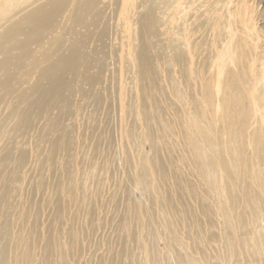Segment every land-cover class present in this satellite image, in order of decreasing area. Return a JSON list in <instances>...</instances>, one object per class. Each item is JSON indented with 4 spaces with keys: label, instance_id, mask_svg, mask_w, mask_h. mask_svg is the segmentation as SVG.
Wrapping results in <instances>:
<instances>
[{
    "label": "rangeland",
    "instance_id": "1",
    "mask_svg": "<svg viewBox=\"0 0 264 264\" xmlns=\"http://www.w3.org/2000/svg\"><path fill=\"white\" fill-rule=\"evenodd\" d=\"M141 2L101 0V23L91 28L84 50L92 54L99 46L97 55L105 64L93 87L77 84L76 92L68 96V108L49 109L46 114L40 111L31 126L15 133L6 132L14 120L12 103L7 98L0 103V119H5L0 134V176L11 175L16 169L20 178L0 218V226L5 219L8 227L7 238L0 236L5 264H22L18 260L22 246L15 242L30 230L34 237L27 264H176L177 254L194 257L196 264H264L260 256L264 243L259 241L264 237V218L241 225L239 231L245 233V240L238 244V262L226 257L218 260L214 248L201 240L202 232L192 221L199 220L203 235L209 222L218 223L215 197L192 167L191 150L182 135L196 129L192 114L210 116L203 95L212 90L216 69L223 68L219 36L225 37L221 44H225V56L234 65L232 81L239 92L244 90L240 94L251 116L254 114L251 127L257 118L255 125L264 128L263 119L254 111L257 91H261L257 104L264 109V77L260 78L264 73V39L251 29L253 16L256 28L264 31L261 4L258 7L250 0H190L178 14L169 16L166 10L165 14L157 13L159 40L173 45L170 49L183 51L187 65L156 66L155 89L139 79L137 62L132 58L139 49L138 30L132 23L136 14H132ZM248 5H253L255 12ZM196 23L209 30L195 33L192 27ZM102 24L106 31L100 41ZM76 29L83 32L80 27ZM26 86L20 88L25 90ZM48 115L58 120L68 145L53 160L46 157L48 143L39 139L48 132ZM204 120L210 118L205 116ZM163 122L170 128L166 129ZM214 125L217 128L219 123ZM7 152L8 160L3 163ZM20 156L25 162L15 168ZM245 163L246 171L230 190L235 194L239 187L248 186L261 200L264 213V156L258 161L247 150ZM158 167L169 172L167 178L160 176ZM176 178L196 188V200L175 187ZM59 184L72 185L73 197L67 198ZM159 193L172 202L171 216L165 212ZM201 205L210 207L207 216L202 214ZM23 209L24 220L19 216ZM234 209L245 220L250 212L258 213L252 202Z\"/></svg>",
    "mask_w": 264,
    "mask_h": 264
},
{
    "label": "bare ground",
    "instance_id": "2",
    "mask_svg": "<svg viewBox=\"0 0 264 264\" xmlns=\"http://www.w3.org/2000/svg\"><path fill=\"white\" fill-rule=\"evenodd\" d=\"M188 1L190 0H142V4H137L136 11L132 14L133 16L136 14V20L133 18L132 23L138 30L136 40L139 42V49L137 53H132V58L137 62L139 79L146 81L151 88L157 89L154 87L156 66L161 67L165 64L166 67L177 65L184 68L187 65V58L183 51L177 48L175 50V47L170 49L171 44L166 45L160 41L161 38L159 40L161 32L159 31L160 20L157 13L165 14L163 12L166 10V12L169 11V16L171 13L178 14L187 8V3H190ZM193 1L191 0V2ZM250 1L258 7L261 4V14L264 13V4H262L264 0ZM209 3L211 2L209 1ZM100 4L101 0H0V103L6 98L11 101L10 108H12L14 118L6 132L19 133L25 127L31 126L33 117L41 114L40 111L46 114L49 109L68 108V96L76 92L78 83L89 88L98 83L100 71L105 64L102 57L97 55L100 47L97 46L96 49H93L92 54L84 50V47L90 38L91 28L101 23ZM248 6L251 12H255L253 5ZM251 18L252 31L257 35L260 32V36L264 39V31L257 29L254 17ZM76 27H80L83 32L78 31ZM101 27L100 41L103 40L102 37L106 31L103 24ZM192 28L195 33L202 32V29L205 32L209 30V28H204L203 23H196ZM224 39L225 37L219 36L220 51L223 52L220 58L223 61V68L216 69V80L212 90L206 88L203 95L205 102L209 105L206 110L210 116L202 111L201 114H192V119L196 121V129L193 133L188 132L182 135L191 150L192 167L211 193L212 198L215 197L214 209L218 223L214 225L209 222L207 224L209 229L205 230L203 235L204 231L199 220H193L192 216V223L197 231L202 232V235L200 233L197 235L202 237L199 236L201 240H205V242L202 240L205 244L208 243V247L210 245L214 248L215 257L218 260L226 257L234 258L233 262H238V254L241 250L238 249L240 248L238 244L245 240V233L239 231L241 225L243 226L246 222L255 224L259 219L264 218V213H261L263 206L261 200L250 193L248 186L239 187L235 194L231 192L230 186H234L238 182V178L243 176L242 174L246 171V163L243 164V161L247 156V150L254 159L258 161L263 159L264 128L256 126L258 125L255 123L257 118L254 119V126L251 127L250 119L254 118L252 117L254 114L251 116L248 103L244 102L243 94L242 96L240 94L244 91L243 87L239 92V89L236 88L237 85L232 81L234 65L231 58L225 56V44H221ZM198 45L200 46L199 43ZM167 48L170 49L168 52ZM196 48L199 50L197 45ZM213 61L214 57L212 65L215 66ZM92 68H95L96 71L92 72ZM33 76L32 80L34 81L31 82L30 79ZM262 77H264V73L260 78ZM22 84H27L25 90L20 88ZM262 91L264 92V89ZM176 95L182 96L181 92ZM260 96L261 91H257L256 97H254L256 103L254 111H258V116L264 121V109L260 107V104H257L256 100V98L259 100ZM205 116L210 118V121H205ZM45 118L48 132L39 139L41 142L48 143L49 154L46 157L47 160H53L60 150H65L68 147L66 133L63 132L58 120L49 117V115ZM3 120L0 119L1 135ZM215 122L219 123L217 128L214 125ZM163 126L166 129L170 128L167 122H163ZM6 160H8V152L4 153L2 162L4 163ZM24 162L23 157L20 156L15 168L21 167ZM15 170L11 175L0 176V218L4 217L3 209L9 206L13 185L19 184L20 181ZM158 170L162 178L168 177L169 172L166 169L158 167ZM173 184L176 188H182L185 194L196 200V188H193L191 184L188 185L189 183H184L177 178ZM59 188L67 198L73 197L72 185L59 184ZM159 199L164 204L165 212L171 216V201L169 202L168 198L166 199L160 193ZM251 202L259 214L250 212L248 220H245L241 213L234 211V208L239 204L245 206ZM209 208L201 205L202 214L207 216L210 213ZM57 212L59 215L61 214L59 208H57ZM19 216L24 220L26 211L21 210ZM5 221L3 219V225L0 226V236L4 240L8 235ZM33 235L34 233L30 230L16 239L15 243L22 246V251L18 256V260L22 261V264L28 263L30 240L34 237ZM259 241L264 243V237L260 236ZM49 243L50 241H47L46 244ZM220 252L224 253V256H221ZM260 256L264 258V249ZM6 258L3 243V247H0V264H5ZM176 259V264H196L194 257L188 254L182 256L177 254Z\"/></svg>",
    "mask_w": 264,
    "mask_h": 264
}]
</instances>
